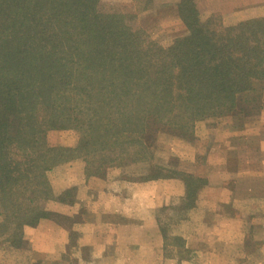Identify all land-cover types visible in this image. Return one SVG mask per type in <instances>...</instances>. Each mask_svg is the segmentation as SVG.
<instances>
[{
  "label": "trees",
  "instance_id": "trees-1",
  "mask_svg": "<svg viewBox=\"0 0 264 264\" xmlns=\"http://www.w3.org/2000/svg\"><path fill=\"white\" fill-rule=\"evenodd\" d=\"M116 10L101 0H0V228L7 232L49 217L41 200L71 198L53 193L47 171L136 141L130 124L231 112L253 80L264 88V16L219 30L201 22L193 0H180L188 35L161 47ZM50 130L78 131L80 139L52 147ZM168 177L175 176L157 167L146 180ZM195 182L184 186L195 193Z\"/></svg>",
  "mask_w": 264,
  "mask_h": 264
},
{
  "label": "rangeland",
  "instance_id": "rangeland-1",
  "mask_svg": "<svg viewBox=\"0 0 264 264\" xmlns=\"http://www.w3.org/2000/svg\"><path fill=\"white\" fill-rule=\"evenodd\" d=\"M179 1L101 0L107 11H120L125 24L139 31L145 42L161 47L188 35L177 11ZM193 2L201 22L211 20L219 30L237 25L248 17L264 16V0ZM251 87L254 90L239 95L233 112L225 109L223 113L205 114L189 123L169 113L162 121H157L153 115L143 117L138 124L128 126L137 131L135 144L129 143L130 137H127L128 142L116 150L89 152L87 156L47 171L45 178L53 193L70 192L71 198L65 196L58 202L41 200L38 206L51 215L35 226H24L21 231L12 233L0 228V264H88V242L99 234V223L111 220L109 213H94L104 189L115 188L120 180H146L157 167L174 175L182 185L184 180H196L194 190L205 184L207 178L212 182L223 180V187L208 189L204 202L199 204L207 234L205 241L195 239L194 244L206 246L205 254L200 255L199 250L190 253L180 247L186 240L179 234L182 229L198 230L196 190L194 193L184 186V205L179 201L174 207L160 209L157 215L167 233L168 263L239 264L245 261L248 252L256 254L264 225V177L259 176L263 172L260 161L264 156V146L260 147V141L264 140V88L257 80L252 81ZM144 113L138 114L139 117ZM236 125L248 126L244 133L249 141L246 145L236 143L235 128L232 129ZM209 138L222 142L218 145L223 151H233L235 156L238 153L241 162L235 163L232 157L227 160L225 169L229 175L219 174L213 164L205 162ZM79 139V132L74 130H50L46 135V143L52 147H73ZM231 167L243 171L238 182L232 178ZM248 168L255 172L254 177L250 176L253 172L245 173ZM175 190L180 191V187ZM216 197L219 203L215 204ZM183 211L187 213L184 219ZM190 237L192 239V235Z\"/></svg>",
  "mask_w": 264,
  "mask_h": 264
},
{
  "label": "crops",
  "instance_id": "crops-1",
  "mask_svg": "<svg viewBox=\"0 0 264 264\" xmlns=\"http://www.w3.org/2000/svg\"><path fill=\"white\" fill-rule=\"evenodd\" d=\"M247 127L245 125L244 127H238V125L232 127V129L235 128L234 135L236 136V143L242 142V144L246 145V142H249L244 135ZM208 142H210V148L207 149L205 162L213 164V166H215L214 170L219 174H228L225 165L227 160H230V157H232L231 160L235 163L236 161L241 162L238 153L235 156V152L231 151V153H228L227 150L223 151V148L219 147L218 144H221L222 142H218L212 138H209ZM262 146H264V140L260 141V147ZM262 152L264 153V149ZM211 159L214 160L212 161ZM260 164H262L263 172L259 176L264 177V156L262 157ZM230 171L232 172V178L238 182V178L243 171L240 172L238 167H231ZM251 172L253 171L248 168L245 173L249 174ZM253 173L254 174L250 176L254 177L255 172ZM117 184L118 186L115 188L104 189V192L98 199V211L94 210V213H109L111 220L102 221L97 225V227H100L99 234L96 233L97 237H94L92 240L90 239L87 245V249L90 252V257L86 260L87 263L171 264L168 263L169 258L166 254L168 250V243L166 241L167 233L160 225L159 216L157 214L161 212L160 209L164 210V206L166 209H169V205L174 207L179 201H181V205H184L182 200L186 197L184 184L182 185V183L174 177L142 180L138 182L120 180ZM222 185L223 180L220 181L218 179L217 182H212V179L207 178L206 183L196 190V201L198 206L197 222L199 224L197 226L198 230L197 232H189L185 229L181 230L179 234L186 239L181 243V250H186L190 253H196V251L199 250L200 255L207 252V247L203 246V244L198 242L194 244L195 239H197V241L200 240L201 242V240L206 238L207 234L204 229L207 224L205 222L202 224L200 214L203 215V213L200 212L201 208L199 204L204 202V195H206L208 189H221L223 187ZM177 186L180 187V191L175 190V187ZM246 198L248 199L249 196L247 195ZM213 202L215 204L219 203L218 197H216ZM181 216L184 219V216H187V213L183 211V215ZM236 218H238L237 215ZM262 219H264V216ZM166 229H169L168 225ZM203 231L205 233H203ZM191 235L192 239H189L191 238ZM187 248L191 250H188ZM215 255L216 253L214 256ZM239 264H264V225L262 228V238L257 246V253L252 255L251 252H248L245 261L243 260V262Z\"/></svg>",
  "mask_w": 264,
  "mask_h": 264
}]
</instances>
